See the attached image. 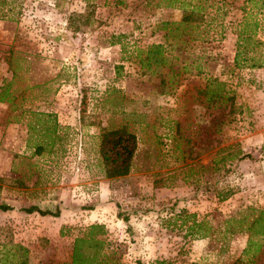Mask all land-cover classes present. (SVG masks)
I'll return each instance as SVG.
<instances>
[{
  "label": "rangeland",
  "instance_id": "obj_1",
  "mask_svg": "<svg viewBox=\"0 0 264 264\" xmlns=\"http://www.w3.org/2000/svg\"><path fill=\"white\" fill-rule=\"evenodd\" d=\"M185 1L202 12L181 23L180 0H0V204L15 211L0 215V264L20 261L16 244L27 264L68 263L92 224L103 264H264V246L243 254L264 244L244 229L264 207V67L233 61L243 17L264 59V0ZM43 110L60 137L36 157ZM123 125L132 168L107 179L93 137ZM27 170L38 194L17 204ZM43 191L57 216L24 211Z\"/></svg>",
  "mask_w": 264,
  "mask_h": 264
},
{
  "label": "trees",
  "instance_id": "obj_2",
  "mask_svg": "<svg viewBox=\"0 0 264 264\" xmlns=\"http://www.w3.org/2000/svg\"><path fill=\"white\" fill-rule=\"evenodd\" d=\"M180 7L186 9L185 15L181 19V23L188 20L189 16L194 12H202V6L199 3H191V1L180 0ZM258 21L256 19H248L243 17L242 21L239 23L237 40L235 44V53H234V65L237 66H247L248 68L264 67V59L260 57V54L255 51V47L260 44V41L254 37V28L257 27ZM159 47V45H157ZM1 94V93H0ZM219 96V95H218ZM10 99H7L9 101ZM0 101L3 99L0 97ZM39 117H46L50 119V114L47 113H38ZM47 120L40 121L42 126L41 130L44 133H48V126L44 125ZM57 126V123H54ZM54 124L51 126V133L54 132ZM29 125V124H28ZM29 127L33 128L32 125ZM56 133V131H55ZM59 136L57 135V140ZM43 144H37L35 147L36 152H40L43 149ZM137 148V137L130 131L126 126H118L112 128H103L99 134V143H98V152L102 163V171L105 177H118L126 175L130 172L132 168L133 157ZM12 207L1 203L0 210H8ZM27 213L33 211L39 212L41 215H52L57 216L58 212L52 213L48 210H40L37 206L31 205L30 207L24 209ZM264 207L258 211L254 217L251 218L248 227H244L245 230L249 231V236L258 235V237H264ZM125 219V217H124ZM245 220V216L241 219H235L234 216L225 219L226 224L230 222L240 225ZM202 222L194 220L190 228H201ZM230 228V224L226 227ZM227 227V228H228ZM102 232L103 226L100 224L89 225L84 231L82 236L76 237L73 245L72 259L70 262L65 264H103L108 259V255L101 251L103 244L102 239L96 237V230ZM242 228H238L237 231H242ZM233 233L235 230L232 225L230 230ZM251 231V232H250ZM84 243L90 245V247L96 248L95 253L91 255H86L85 257L81 256L80 246ZM261 246L264 244L259 243L253 239H248L247 246L243 250V254L246 255L251 251V248L257 252ZM18 250L22 251V257L17 264H27V249L21 245L16 244ZM1 259V258H0ZM156 264H171L164 260H157Z\"/></svg>",
  "mask_w": 264,
  "mask_h": 264
},
{
  "label": "crops",
  "instance_id": "obj_3",
  "mask_svg": "<svg viewBox=\"0 0 264 264\" xmlns=\"http://www.w3.org/2000/svg\"><path fill=\"white\" fill-rule=\"evenodd\" d=\"M37 113H35V114H38V113H47V114H50V119H48V118H44V117H41L40 118V120L42 121V120H47L48 119V122H50V120L53 122V124L54 123H56V122H58V120H57V116H56V113H54V112H51V111H45V110H43V111H36ZM44 125H46V124H44ZM57 127H58V125L57 126H55V124H54V132L53 133H51V131H50V129H51V127H48V129H49V132L48 133H44L42 130H41V128H42V126H40V128L38 129V131H39V134L40 135H38V138H39V140L33 145V155H35L36 157L37 156H41L42 155V153L44 152V150L46 149V147H49L48 149H47V151H51V149H53L54 147L53 146H55L56 144H57V131H56V133H55V130L57 129ZM35 127L33 126V129H34ZM99 134L100 133H98L97 134V136H94L93 138H96L97 139V143H96V155H97V157H98V159H99V155H98V148H97V146H98V142H99ZM60 137V136H59ZM37 144H43V149L40 151V152H36V150H35V147H36V145ZM137 149V148H136ZM131 171V170H130ZM33 172H35V171H32V172H30V171H23L22 172V175H23V177H25V178H30V180H31V178H32V180L30 181V183H28V184H31V186L30 187H17V190H18V194H19V196H17V199H16V203L17 204H21V201L23 200L24 201V197H27V196H24L23 197V195H25V194H27V195H37L38 193L37 192H32V193H30L29 192V189L31 190V188H32V186L34 185V184H36V183H34L33 181V178H35V179H37V177H35L36 175H33ZM127 175V174H126ZM124 176V175H123ZM118 177H121V176H118ZM107 179H112L111 177H107ZM35 182H37V180L35 181ZM35 190H36V187H35ZM40 193V192H39ZM53 194H57V192H53ZM43 195H45L46 197H48V200H47V198H43L42 199V197L41 198H38L37 200H33V201H31V205H35V206H38V207H41L42 206V204L43 205H45L47 208H51V202H53L54 203V207H56V199L53 197L52 199L50 198V195H51V193L50 192H47V191H43ZM44 196V197H45ZM37 197V196H36ZM7 205H9V206H14V204H12V203H6ZM12 210H14L13 208H11V209H8V210H1L0 211V215L1 216H6V215H10V214H12L11 212H15V211H12ZM18 213H20V212H18ZM62 216H58V220H59V222L62 224ZM61 220V221H60ZM95 220V219H94ZM94 220L93 221H91V222H94ZM17 240H19L18 238H15L14 237V242H17Z\"/></svg>",
  "mask_w": 264,
  "mask_h": 264
}]
</instances>
